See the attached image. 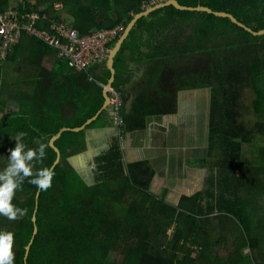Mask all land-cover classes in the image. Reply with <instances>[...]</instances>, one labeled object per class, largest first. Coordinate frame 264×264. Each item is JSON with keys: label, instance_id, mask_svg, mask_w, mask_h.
<instances>
[{"label": "trees", "instance_id": "16d2710c", "mask_svg": "<svg viewBox=\"0 0 264 264\" xmlns=\"http://www.w3.org/2000/svg\"><path fill=\"white\" fill-rule=\"evenodd\" d=\"M23 1L26 8L18 7L22 12L46 14L36 28L57 19L82 36L118 25L124 28L135 13L154 4L58 0L62 8L57 11L56 3L44 9L42 0ZM177 1L231 13L253 30L264 28V0ZM11 2L0 0V13ZM26 37L31 41L30 61L50 49L23 32L0 61V171L8 164L16 134L24 132L27 148L47 145L46 157L32 162L35 174L55 160L50 136L63 126L83 124L102 106L110 72L106 58L88 71H76L58 58L51 65L38 63L37 76L24 87V79L12 73L10 64ZM114 67L112 87L124 96L123 131L95 158L92 184L69 161L86 149L85 131L62 132L55 141L61 158L53 169L52 185L39 190L37 233L26 261L38 190L30 183L33 177L25 178L12 200L25 215H18L11 228L4 226L5 217L0 215V231L14 234V264H264V145H258L251 157L257 175L243 153L245 144L264 137V34L254 36L227 17L169 5L137 21L115 56ZM202 88L210 94L206 154L189 164L207 167L210 173L204 188L168 201L166 190L160 195L150 191L155 170L149 160L125 161V140L129 133L144 130L149 117L176 113L179 92ZM11 95L17 98V108H8ZM246 112L256 120L249 122ZM110 125L108 107L86 129ZM214 217L219 221L216 228ZM209 227L218 232L215 242L209 240ZM213 244L215 251L209 252ZM115 250L120 261L110 257Z\"/></svg>", "mask_w": 264, "mask_h": 264}, {"label": "rangeland", "instance_id": "374dc122", "mask_svg": "<svg viewBox=\"0 0 264 264\" xmlns=\"http://www.w3.org/2000/svg\"><path fill=\"white\" fill-rule=\"evenodd\" d=\"M57 2L59 1L54 0L53 2H50V0H42L41 5L44 7V9H47L49 3L54 4ZM249 95L250 91H247V94L244 95V98L246 99L245 101H248ZM209 96V89L207 88L181 91L177 94V100L181 98L182 102H188V105L190 103L191 105L189 106L190 108L188 105H184L181 108L179 117L183 122L176 125V131L168 133L160 140L167 141V143L169 140L172 146H170L169 149H165L166 151L164 154L167 157V160L162 159L161 156L156 159L159 163L157 166L159 172L156 173L154 179H152L153 182L151 181L150 184V191H152L153 194L158 195L164 190H171L172 193L167 195V200L176 202V198L179 196L173 195L174 193L178 195L179 193L183 192L185 193L184 195H191L205 187V179L208 177L210 170L207 167H193L189 163L194 159L203 157L206 154ZM13 98L14 97L12 96L10 99V107H15V105H17ZM244 116L249 122L252 121V118L253 120H256L255 116H253L251 113L246 112ZM258 145H264V137L256 136L252 143L244 145L243 150L245 163L249 166V168H252V173L254 175H257L258 172L250 164L252 162V153H255L254 151H256ZM153 155H159L158 149L153 152ZM151 158L154 159L155 157ZM89 164H91L90 170L92 172L89 183H94L96 180V163H93V160H91ZM167 166L169 167V171L167 174H165L163 170L164 168H167ZM245 171L246 168H244V172ZM80 172L83 173L84 171L80 169ZM216 218L214 217L213 219L215 222V228L219 226V221H217ZM5 221L3 224L7 228L14 226L15 220H8L5 217ZM228 226L229 223H226L225 228ZM215 228L209 227L207 229L210 236L209 240L214 242L219 236ZM215 248L216 246L213 244V246L209 248L208 251L214 252ZM192 251L195 253L197 249L195 248ZM243 252V256L246 257L249 249L246 248ZM110 257L114 261H120L122 256L119 252H117V250H115L111 253Z\"/></svg>", "mask_w": 264, "mask_h": 264}, {"label": "built area", "instance_id": "2783aa9c", "mask_svg": "<svg viewBox=\"0 0 264 264\" xmlns=\"http://www.w3.org/2000/svg\"><path fill=\"white\" fill-rule=\"evenodd\" d=\"M165 0H152L154 4ZM26 8L23 0H12L10 6L0 13V61H4L11 47L17 44L23 32L31 34L48 46L57 50L58 55L66 60L69 67L76 71H88L93 65L100 63L107 56L110 49L108 43L119 37L122 26L118 25L109 29H99L87 35H80L75 29L66 26L60 20L53 19L48 27L38 29L35 23L45 19L46 14L40 16L35 11L22 12ZM54 8L59 11L61 3H56ZM109 106L112 111L113 126L120 136L123 131V92L111 87L109 89Z\"/></svg>", "mask_w": 264, "mask_h": 264}, {"label": "crops", "instance_id": "0c3cea01", "mask_svg": "<svg viewBox=\"0 0 264 264\" xmlns=\"http://www.w3.org/2000/svg\"><path fill=\"white\" fill-rule=\"evenodd\" d=\"M30 44L31 41H29L27 37L24 38L20 43V49L18 50V53H16L14 63L10 64L12 65L10 67L12 73H15V76H21V78L24 79V87H28L29 85H31L32 83L29 80L37 76L38 69L36 65H38V63L44 62L47 65H51L54 64V62H56L58 58H61L58 55L57 50L49 46L50 49H47L42 56L38 55L36 58L31 57L30 61ZM99 68L100 64H98V69ZM12 96L17 103L15 107L9 106V102ZM7 105L10 107V109L17 108L18 101L15 95H11L8 98ZM182 122L183 121L179 117V110L174 114L149 117L147 120V126L144 130L132 132L127 135L124 145L125 161L131 162L135 160H149L155 170V177L156 173L159 172L157 169L159 163L156 159L161 156L162 159L167 160V157L164 154V152L166 151L165 149H169V147L172 146L169 140L168 143L167 141L160 140L168 133L175 132L176 125ZM85 134L86 149L81 152V154L73 157L71 162L74 167L79 170V172L80 169L84 171L83 173L80 172V174L89 183L90 175L92 173L90 170L91 164H89V162L93 160L94 163L95 158L103 151H105L106 148H108V146L118 137V134L116 128L113 125L87 129ZM156 149H158L159 152L158 156L153 155V152ZM151 157L155 158L153 159ZM168 168V166L167 168H164L163 171L165 172V174L168 173ZM161 193H163V191ZM171 193V190H166L165 196L167 197V195H170ZM184 194L185 193L182 192L178 195H176L175 193L173 195L181 196ZM178 198H176V200H178Z\"/></svg>", "mask_w": 264, "mask_h": 264}, {"label": "clouds", "instance_id": "9594fccd", "mask_svg": "<svg viewBox=\"0 0 264 264\" xmlns=\"http://www.w3.org/2000/svg\"><path fill=\"white\" fill-rule=\"evenodd\" d=\"M24 137V132L16 134L15 147L10 149L8 164L0 171V215L8 220H16L18 215L21 217L25 215V210L16 207L12 200L15 191L23 184L26 177H33L30 183L43 191L51 187L54 176L51 168H43L33 173L32 162L46 157L47 145L41 144L36 149L27 148ZM13 244V232L0 231V264H14Z\"/></svg>", "mask_w": 264, "mask_h": 264}, {"label": "water", "instance_id": "95a60500", "mask_svg": "<svg viewBox=\"0 0 264 264\" xmlns=\"http://www.w3.org/2000/svg\"><path fill=\"white\" fill-rule=\"evenodd\" d=\"M169 5H172L173 7L177 8L179 10L201 11V12L212 13V14H214L216 16H219V17H227V18L230 19V21H232L233 23L237 24L238 26L244 28L247 32L251 33L254 36H260V35L264 34V28L259 29V30H253V29L249 28L248 26H246L245 24H243L242 22H240L231 13H228V12H225V11L213 10L210 7L204 6V5L186 6V5L180 4L177 0H165L163 2H159V3L153 4L151 6H148L144 10H142V11H140L138 13H135L132 16L131 20L127 23V25L122 30V33L120 34V36L116 39L114 45L109 49V51L107 53L105 64H106V67L108 68V70L110 72V75H109V78L107 80V83L103 87L102 93H103V97H104V102H103L102 106L96 111V113L94 115L89 117L83 124H81L79 126H76V127L63 126V127L59 128V130L56 133H54V134H52L50 136L48 143H49V145L52 147V149L56 153L55 160H54L53 164L50 166V168L52 170L59 163L60 158H61L60 150L55 145V141L60 137L62 132L68 131V130L69 131H80V130H83V131L86 132L87 131L86 126L88 124H90L91 122H93L95 119H97V117L100 115V113L102 111H104L108 107H110L109 106V101H110V99H109V89L112 87V84H113V82L115 80V73H116V70H115V67H114V58L117 55L118 51L120 50L122 43L128 37L130 31L136 25L137 21L141 17L149 15L152 11H154L156 9H159L161 7L169 6ZM111 114H112V111H111ZM79 154H81V153H79ZM79 154H76V155H73L72 157H70L69 161L71 162L73 157H75V156H77ZM76 170L79 172V170L77 168H76ZM38 194H39V189L36 192L35 209H34V213L32 215V222H33L32 237H31V240L28 242V244L25 247V256H24L25 261L27 259L28 251H29L30 245L32 243V238L37 233L35 212H36Z\"/></svg>", "mask_w": 264, "mask_h": 264}, {"label": "flooded vegetation", "instance_id": "af4514ba", "mask_svg": "<svg viewBox=\"0 0 264 264\" xmlns=\"http://www.w3.org/2000/svg\"><path fill=\"white\" fill-rule=\"evenodd\" d=\"M186 103V104H185ZM182 102L181 101V98H179L178 100H177V104H178V108L179 109H177V111L179 110V112H181V108L184 106V105H188V102ZM191 105V103L188 105V107ZM190 108V107H189Z\"/></svg>", "mask_w": 264, "mask_h": 264}, {"label": "bare ground", "instance_id": "6f19581e", "mask_svg": "<svg viewBox=\"0 0 264 264\" xmlns=\"http://www.w3.org/2000/svg\"><path fill=\"white\" fill-rule=\"evenodd\" d=\"M117 130V129H116Z\"/></svg>", "mask_w": 264, "mask_h": 264}]
</instances>
